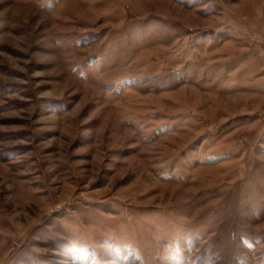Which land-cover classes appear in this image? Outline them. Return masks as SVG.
<instances>
[{
	"label": "rangeland",
	"instance_id": "1",
	"mask_svg": "<svg viewBox=\"0 0 264 264\" xmlns=\"http://www.w3.org/2000/svg\"><path fill=\"white\" fill-rule=\"evenodd\" d=\"M0 264H264V0H0Z\"/></svg>",
	"mask_w": 264,
	"mask_h": 264
}]
</instances>
